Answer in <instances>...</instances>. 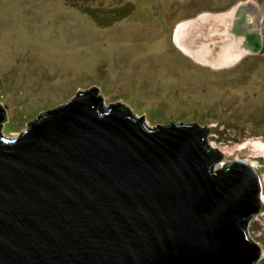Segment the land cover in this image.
Here are the masks:
<instances>
[{
	"label": "water",
	"instance_id": "water-1",
	"mask_svg": "<svg viewBox=\"0 0 264 264\" xmlns=\"http://www.w3.org/2000/svg\"><path fill=\"white\" fill-rule=\"evenodd\" d=\"M263 18L249 1L200 15L183 48L228 66L261 51ZM105 100L80 90L13 139L0 105V264H258L257 166L215 170L214 129L151 127Z\"/></svg>",
	"mask_w": 264,
	"mask_h": 264
},
{
	"label": "rangeland",
	"instance_id": "rangeland-1",
	"mask_svg": "<svg viewBox=\"0 0 264 264\" xmlns=\"http://www.w3.org/2000/svg\"><path fill=\"white\" fill-rule=\"evenodd\" d=\"M243 1L264 17V0H0L2 135L16 138L40 113L100 87L105 110L120 102L151 127L195 122L214 129L212 147L222 150L215 170L240 159L259 171L264 18L261 51L228 66L202 63L183 48L185 23ZM263 216L258 212L250 233L264 249Z\"/></svg>",
	"mask_w": 264,
	"mask_h": 264
},
{
	"label": "flooded vegetation",
	"instance_id": "flooded-vegetation-1",
	"mask_svg": "<svg viewBox=\"0 0 264 264\" xmlns=\"http://www.w3.org/2000/svg\"><path fill=\"white\" fill-rule=\"evenodd\" d=\"M199 126H201V125H199ZM202 127H206V126H202ZM263 142H264V136H263ZM230 162H232V161H230ZM253 168L255 169L254 166H253ZM255 172L257 174L258 184H259L260 210L258 212L262 213L264 215V178H263V174H264V160H262V165L260 167V170L258 171V169L257 170L255 169ZM254 215H256V214H254ZM254 215L251 216L249 219H247V222H246V230H247L248 234H249V229H250L249 227L251 226L252 219H253ZM262 218H264V216ZM253 242H255V241H253ZM261 255L264 256L263 249H261Z\"/></svg>",
	"mask_w": 264,
	"mask_h": 264
},
{
	"label": "trees",
	"instance_id": "trees-1",
	"mask_svg": "<svg viewBox=\"0 0 264 264\" xmlns=\"http://www.w3.org/2000/svg\"><path fill=\"white\" fill-rule=\"evenodd\" d=\"M113 11H114V14H115V15H113V16H116V12H117V10H114V9H113Z\"/></svg>",
	"mask_w": 264,
	"mask_h": 264
},
{
	"label": "bare ground",
	"instance_id": "bare-ground-1",
	"mask_svg": "<svg viewBox=\"0 0 264 264\" xmlns=\"http://www.w3.org/2000/svg\"><path fill=\"white\" fill-rule=\"evenodd\" d=\"M212 68V67H211ZM218 70V69H217ZM33 120V119H32ZM224 163V162H223Z\"/></svg>",
	"mask_w": 264,
	"mask_h": 264
}]
</instances>
